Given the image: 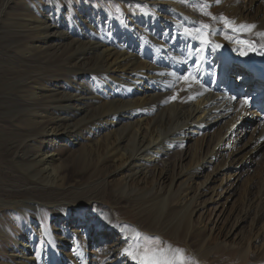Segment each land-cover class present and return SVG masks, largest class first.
Wrapping results in <instances>:
<instances>
[{
    "label": "bare ground",
    "instance_id": "bare-ground-1",
    "mask_svg": "<svg viewBox=\"0 0 264 264\" xmlns=\"http://www.w3.org/2000/svg\"><path fill=\"white\" fill-rule=\"evenodd\" d=\"M20 1L1 0L0 19L29 15L24 26L38 41L26 49L65 51L68 73L64 82L18 84L33 105L48 103L25 114L27 132L39 130L21 151L27 174L57 188L93 175L95 190L75 202L0 198V207L14 204L25 216L4 208L0 225L12 229L0 237V264H264L259 232L223 238L209 208L219 195L210 185L228 170L224 158L243 138L247 116H255L252 150L264 145V0H101L102 8L46 0L11 12ZM9 93L0 92L1 107ZM223 122L216 138L211 130ZM65 144L82 146L89 167L74 175L58 166L56 148ZM253 185L245 197L259 202L245 214L263 203ZM239 220L230 221L232 234ZM17 227L25 230L14 234ZM90 238L96 247L88 254Z\"/></svg>",
    "mask_w": 264,
    "mask_h": 264
},
{
    "label": "rangeland",
    "instance_id": "rangeland-1",
    "mask_svg": "<svg viewBox=\"0 0 264 264\" xmlns=\"http://www.w3.org/2000/svg\"><path fill=\"white\" fill-rule=\"evenodd\" d=\"M34 1L45 2L46 0H23L20 1L21 3L19 4L14 2L10 11L13 12L17 5H20L23 8L28 6L31 7L34 5ZM65 1L70 3L74 2L76 7H82L84 4L96 7L95 3L100 1V8L104 7V2L101 0ZM245 2L248 3V0H245ZM16 15V18L18 19L15 20L9 14H3L0 19V92L11 90L7 100L4 102V106H0V198H2L4 201L7 200L10 203L24 201L28 198H35L39 202L45 203L50 201L75 202L76 200H79L80 197H89L90 194H94L95 190L92 186L93 175H89L79 182L71 181L65 185V188H57L54 185L46 184V181L38 180L37 178L30 176V174H27V172H29L31 169L30 159L26 155L23 156V152L21 151L24 149V142L26 140L32 139L29 137V134L36 135L39 130L34 129L32 133L27 132V120L25 114L28 113L29 109H48V103L44 100H40L39 102H36L38 104L37 106L35 103L33 105V102L28 95V88H19L18 84H20V82L23 80H30L29 83L27 82L28 84L38 87L44 82L51 84V81L55 79L64 82L68 80V77H66L68 73L66 71L67 67L65 51H55L53 48H50L48 51L47 48H43L40 51L30 52L26 49L27 45H32L33 41L37 39L35 36L31 35V33L24 26L25 18H27L29 15L24 13L21 14L19 12ZM208 15L210 18L212 17L210 14ZM36 90H38V88ZM1 95L3 94L1 93ZM253 117L255 116L252 115V117H246L247 121L244 124L246 131L242 134L244 135L243 138H241V140H239L237 143L231 145V155L228 158H224V160H226L224 163H226V166H228L226 169L229 171L231 170L232 173H235L233 169L235 170L236 167H240L243 164H247L244 167L246 169L243 168L244 171H242L243 169L240 170V172L242 171L241 174H238L239 171H237L238 176H236V174L229 177H227L228 170H222L221 172L218 171L220 173L216 175L215 183L211 184L210 186H216V191L219 193V195L214 196L215 200L212 202L209 208L210 212L212 207L215 208L211 215V221H213V228L216 229V234H218L221 227L219 234L220 236L222 235L223 238L226 235H228V237L232 236L231 239L234 238L236 241H239L240 237L242 236H248L249 234L252 235L254 231L256 233L259 232L260 238L258 241V247H263L264 145L259 151H256V149L252 150L254 146L252 141ZM223 124L224 122L221 125L219 124L215 126L211 130L212 133H216L214 135L216 138L219 136L218 134L222 132ZM254 135L255 133H253V136ZM41 147L42 146L40 142H38L36 149ZM46 148L47 145L45 147L43 146V149ZM56 149L59 156H61L59 162L57 163L58 166L64 165V168L67 167L71 174L76 175L80 171H83L89 167V161L86 155H83L84 148L82 146L76 147V150H73L74 148H72V145L65 144L57 146ZM17 150L19 151L17 152ZM245 153L247 154L244 158L249 157V160H240L241 156ZM184 163L188 164L189 162L188 160H185ZM215 167L216 165L213 164L210 168L205 170L203 174L198 177H194L192 181L193 189L198 187L201 181L205 179L206 175L210 174V172L212 173ZM91 173L94 172H90V174ZM225 173L226 175L224 181L222 182V178ZM231 182H233L232 186H230ZM250 183L254 184L251 187L253 192L259 194L261 198L263 197V203L261 202L263 205L260 204L259 209H251L248 214H245V211L248 209V203L259 202L257 196L255 197V194L253 195L254 198L253 196L250 198L245 197ZM79 187L84 189L81 191L76 190V188ZM210 195L211 194H208L207 196L209 197ZM80 201V203L88 205L90 201H94V199L90 201L80 199ZM13 205L14 204H10L8 206L0 207V222H5L9 215L4 213V208H7L9 213L16 218L19 216H22L23 218L25 217L23 212L16 209V207ZM89 207L90 206H86V208ZM259 211H261L262 214L258 217ZM242 216L245 218V220H239L240 227L234 234H232V231L230 232V226L232 224L230 221L232 222V220H234V222H236V220ZM198 217L199 214L196 215V218ZM205 217L210 218L207 215ZM224 227L225 230L222 229ZM10 229L12 228L9 225H0V237L5 238L4 234L9 233ZM14 230V234H17L23 232L25 229L19 230L17 227ZM143 235L147 237V240L150 239L151 242L155 239L163 241L160 236L150 232L145 231L143 232ZM112 238L113 237H110V239ZM91 239L92 238L89 239L88 245L85 247V250L88 254L91 253V251L96 247V245L92 243ZM153 247L155 249L157 246L153 245ZM0 257L6 258L7 254L1 252ZM198 263L201 264L200 262ZM244 263L245 262H243V264Z\"/></svg>",
    "mask_w": 264,
    "mask_h": 264
}]
</instances>
